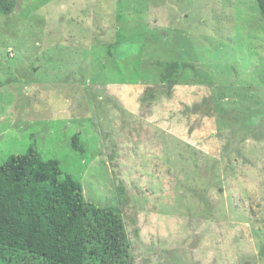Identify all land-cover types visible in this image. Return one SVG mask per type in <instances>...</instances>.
<instances>
[{
  "label": "rangeland",
  "instance_id": "rangeland-1",
  "mask_svg": "<svg viewBox=\"0 0 264 264\" xmlns=\"http://www.w3.org/2000/svg\"><path fill=\"white\" fill-rule=\"evenodd\" d=\"M140 25L162 42L116 54ZM31 146L119 210L132 264H264L257 0H16L0 15V164ZM0 264L41 262L0 249Z\"/></svg>",
  "mask_w": 264,
  "mask_h": 264
},
{
  "label": "trees",
  "instance_id": "trees-1",
  "mask_svg": "<svg viewBox=\"0 0 264 264\" xmlns=\"http://www.w3.org/2000/svg\"><path fill=\"white\" fill-rule=\"evenodd\" d=\"M257 2L264 21V0ZM15 7L16 0H0V15ZM161 38L155 28L140 25L123 50L115 46L116 54H128L135 45L143 51L145 43H161ZM77 138L73 146L83 152ZM0 249L25 252L41 264H132L119 210L88 200L82 182L35 146L0 164Z\"/></svg>",
  "mask_w": 264,
  "mask_h": 264
}]
</instances>
